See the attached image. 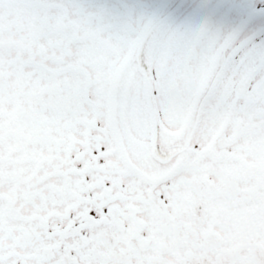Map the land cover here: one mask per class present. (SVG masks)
<instances>
[{"label": "snow or ice", "instance_id": "snow-or-ice-1", "mask_svg": "<svg viewBox=\"0 0 264 264\" xmlns=\"http://www.w3.org/2000/svg\"><path fill=\"white\" fill-rule=\"evenodd\" d=\"M0 264H264V0H0Z\"/></svg>", "mask_w": 264, "mask_h": 264}]
</instances>
